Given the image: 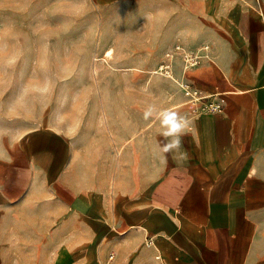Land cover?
Returning <instances> with one entry per match:
<instances>
[{"label": "crops", "instance_id": "1", "mask_svg": "<svg viewBox=\"0 0 264 264\" xmlns=\"http://www.w3.org/2000/svg\"><path fill=\"white\" fill-rule=\"evenodd\" d=\"M186 4L171 52L200 59L171 65L222 108L167 109L188 120L180 160L160 151L165 109L131 96L1 136L0 264H264V0Z\"/></svg>", "mask_w": 264, "mask_h": 264}, {"label": "rangeland", "instance_id": "2", "mask_svg": "<svg viewBox=\"0 0 264 264\" xmlns=\"http://www.w3.org/2000/svg\"><path fill=\"white\" fill-rule=\"evenodd\" d=\"M187 2L0 0V137L58 128L91 94L131 96L155 112L183 94L180 108L191 115L171 65L173 27L189 15Z\"/></svg>", "mask_w": 264, "mask_h": 264}, {"label": "clouds", "instance_id": "3", "mask_svg": "<svg viewBox=\"0 0 264 264\" xmlns=\"http://www.w3.org/2000/svg\"><path fill=\"white\" fill-rule=\"evenodd\" d=\"M154 112V107L149 106L144 112L145 119L152 117ZM156 118L159 119L161 128L163 129L160 133L164 138L160 146V151L165 154V159L168 155H172L173 159L176 160L183 159L184 153L181 152L182 136L188 127L187 118L168 110L156 113Z\"/></svg>", "mask_w": 264, "mask_h": 264}, {"label": "built area", "instance_id": "4", "mask_svg": "<svg viewBox=\"0 0 264 264\" xmlns=\"http://www.w3.org/2000/svg\"><path fill=\"white\" fill-rule=\"evenodd\" d=\"M177 50H181L180 46L176 47ZM200 56L194 55L191 56L189 54L185 55L184 61V69L187 70L191 65L197 64L199 62ZM185 94L188 97V103L191 104V112L193 114H200L203 112L209 111H217L222 108V103L219 101H210V97L201 94V92L190 86L189 84H185ZM113 256H110L109 259H112ZM109 264V263H106Z\"/></svg>", "mask_w": 264, "mask_h": 264}]
</instances>
